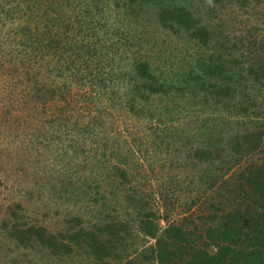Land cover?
Wrapping results in <instances>:
<instances>
[{
	"label": "trees",
	"instance_id": "obj_1",
	"mask_svg": "<svg viewBox=\"0 0 264 264\" xmlns=\"http://www.w3.org/2000/svg\"><path fill=\"white\" fill-rule=\"evenodd\" d=\"M47 1L0 0V67L18 70L22 66L28 81H32L30 90L36 94L35 102L40 99L47 104L61 97L79 101L82 96L80 106L89 110L96 101L93 109L98 110L100 118L86 122L73 118L75 126H81V143L69 145V163L72 158L78 159L84 172L71 171L65 182L71 200L68 204H75L78 210H70L68 219L56 226L53 219L39 221L38 216L29 217L15 208L11 211L13 224L7 227L53 258H60L59 262L64 256L78 254L80 245L91 250L109 243L111 251L118 252L126 234L134 230L154 238L155 243L139 252L135 248L125 253L126 247L121 248L125 255L117 257L119 264L139 260L145 264H264L263 30L258 26L234 29L235 10L224 12L220 8L225 5L218 4L225 0H113L116 18L111 26L125 21V17L129 27L142 30L135 34L128 29L125 35L116 26L106 43L113 50L106 52L105 64L91 68L90 60L108 48L96 37L95 43H101L99 50L71 52L61 29L65 28L61 15L49 13L63 10L65 4L57 3L53 9L55 2ZM194 2L211 4V14L197 12ZM11 4H17L27 22H34L32 29L19 25L13 30V9L6 10ZM83 7L87 15L95 11L89 3ZM151 29L152 36H158L157 44L155 39L150 44ZM18 33L24 36V57L17 61L16 54L5 46ZM88 35L80 47L94 46L88 42L92 39ZM80 59L85 61L83 68L74 66ZM103 67L99 73L93 71ZM51 74L55 79L50 83L46 78L47 84L42 76ZM74 83L88 90L85 94L74 92ZM107 89L113 97L108 111L100 97ZM115 111L125 112L136 121L155 122L165 138L168 132H181L177 141L185 149V158L193 161L189 176L194 179L199 174L198 182L191 181L198 185L189 190L192 201L178 217H171L172 208L167 206L171 196L164 190L159 193L158 204L155 195L146 196L138 184L132 183L129 176L133 166L112 151L113 146L105 144L104 149L109 151L105 152L101 150L103 145L91 143V130L100 133L98 127L110 122ZM70 132L75 134L76 128L71 127ZM87 147L98 148L92 153ZM101 169L107 180L113 176L116 179L99 197L100 187H93L92 175ZM170 169L178 171L181 165L171 164ZM89 193L95 195L98 212L87 220L84 199ZM79 201L83 205L78 206ZM115 203L121 204L120 208L114 207ZM18 206L21 208V204ZM163 218L165 227L161 224ZM135 220L138 222L132 226ZM123 223L128 225L127 230L119 229ZM111 254L105 252L106 257Z\"/></svg>",
	"mask_w": 264,
	"mask_h": 264
},
{
	"label": "rangeland",
	"instance_id": "obj_2",
	"mask_svg": "<svg viewBox=\"0 0 264 264\" xmlns=\"http://www.w3.org/2000/svg\"><path fill=\"white\" fill-rule=\"evenodd\" d=\"M94 1H96V4L93 3V0H69L68 3H65V0L51 1L55 2L51 6L53 9L58 6L57 3L65 4L62 7L63 10L54 9L49 13L61 15L59 18L65 26L61 29L64 31V37L68 41L71 52L72 50H76V52H95L100 48V38L105 48H108L106 43L110 40L109 36L112 35V30L118 25L119 31L122 30L125 35L129 34L128 29L135 34L141 32L142 29L132 27L130 23L131 26L129 27L128 20L120 13L117 14H120L125 21L111 26L114 25L116 15L114 13V1ZM85 3H89L95 11H91L90 8L91 12L87 15L83 7ZM218 4L220 6L225 5L224 9L220 8L224 12L235 10L234 13L231 12L235 18L233 19L234 29L243 30L258 26L263 30L261 33H264V0H225V2L221 1ZM194 5L197 12L211 14V4L194 2ZM23 6L25 5L21 7ZM8 9H13L10 16L13 18V30L18 29L19 25H26V29H32L30 26L33 27L34 22H27L24 19L20 14L21 12H18L19 7L17 4L7 5L6 10ZM80 20L82 22H79ZM152 31L154 30L151 29L148 39H150V44L154 39L157 44L156 38L158 36L153 37ZM8 32L14 36L16 35L12 31ZM87 34L92 37L88 42L94 44L92 48L88 49L79 46ZM22 37H24L23 34L18 33L17 37L14 40H9L8 45L5 46L13 54H16L17 61L20 57H24ZM96 37L99 40L97 44L95 43ZM162 38H166V36H162ZM76 45H78L77 49ZM138 48L140 47H136L135 50ZM112 50V47L107 50L101 49L99 56L97 55L96 59L90 60L89 66L91 68H94L95 64L103 66L105 64L104 59L107 56L106 52L110 54ZM131 51L134 53V49ZM20 52H22V55H18ZM84 62L81 59L77 60L74 66L79 67L81 65V68H83ZM21 67L18 66V70L14 68L16 71L11 67V70L0 67V264H119L117 257L120 258L125 255L122 253L135 248L139 252L144 246L154 244V238H146V235L144 236L142 232H134L133 230L132 234H126L127 239L123 241L118 252L117 249L111 251L109 243L91 249L94 251L92 254L89 252L90 249L85 246L86 252L80 245L78 254L64 256L63 261L59 262L58 259L60 258H53L42 248L33 245V243L31 244L30 241L25 239L26 237L19 238L20 235L15 229L7 227V224H13L11 211L15 208L20 209L22 214L25 213L29 217L38 216L39 221L44 220V218L46 219L45 222L53 219L52 221H56L54 223L56 226L68 219L70 210L71 212L78 210L75 204L74 206L68 204L71 200H69L70 195L68 194L69 187L65 182L69 177L68 173L71 171L79 169L82 173L84 172V165L78 159L72 158V162L69 163V145L71 143L72 145L81 143L78 140L80 139L79 129H81V126H75L73 118H80L81 122H86V120L91 121L92 117L99 116L98 110L93 109L97 104L96 101L89 110L81 107L83 106L81 103L84 101L82 96L79 101L64 100L61 97L60 100L49 101L47 104L40 102V99L35 102L37 100L36 94L30 90L32 81H28L30 78L23 73ZM103 69L104 67L93 69V71L99 73ZM42 77L47 84L55 79L53 74L50 77L45 75ZM46 78L50 80V83ZM72 89L74 92L81 91L84 94L88 90L84 85L78 83H74ZM104 92V94L99 92L98 95L100 94V97L106 102L105 107L108 111L112 109L111 100L113 97L109 89L104 90ZM133 118L125 112L115 111L110 122L105 121L101 127H98L100 133L91 130V143L98 147L103 145L101 150H105L104 145L107 143L110 144V147L113 146L112 151L118 152L116 154H119L122 160H128L133 166L134 171L129 176L130 179H133L132 183L138 184V188H141L142 193H145L146 196L149 193L155 195L158 204L159 193L164 190L166 195L171 196L167 206L172 208V212L175 210L174 213L171 212V217H178L192 201L193 194L191 196L189 190L198 185L195 186L191 181L195 179L197 181V175L199 174L197 173L194 179L189 176L192 172L193 161L185 158V149H182L183 147L177 141L180 139L178 136L181 132H168V137L165 138L162 128L156 125L155 122H140V120L136 121ZM71 127L76 128L75 134L70 132ZM71 137L75 139L74 142L71 141ZM98 147H87L86 149H91L93 153L97 151ZM166 147L170 149L167 150ZM75 148L80 153V148L77 146ZM105 152L109 151L105 150ZM81 157L83 156L81 155ZM171 164L174 166L181 165V169L173 171L170 169ZM81 172L79 171V174ZM104 176L102 169L99 174L94 173L92 175L93 187H100L99 197H101L103 190H107L108 185L114 183L116 179L113 176L110 180H107ZM94 197V194L89 193L84 199V201L87 200L85 202L87 205V220L91 215H96L98 212V205L95 204L94 206ZM19 204H21L23 210L18 206ZM77 204L78 206L83 205V202L79 201ZM120 206L121 204L115 203L114 207L120 208ZM137 222V220L131 222L132 226ZM161 224L163 227L166 226L164 218L161 220ZM59 228H62V225ZM119 229L127 230L128 225L123 223ZM104 234L105 239H108L109 237L106 236L108 234ZM125 247L124 252L120 251L121 248L124 250ZM105 252L112 254L110 257H106ZM134 264L145 263H141L139 260Z\"/></svg>",
	"mask_w": 264,
	"mask_h": 264
}]
</instances>
